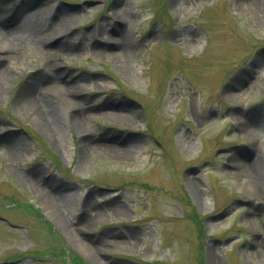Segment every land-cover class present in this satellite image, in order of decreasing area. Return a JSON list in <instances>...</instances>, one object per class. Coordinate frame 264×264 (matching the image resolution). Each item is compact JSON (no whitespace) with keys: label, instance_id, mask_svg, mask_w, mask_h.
<instances>
[{"label":"rangeland","instance_id":"374dc122","mask_svg":"<svg viewBox=\"0 0 264 264\" xmlns=\"http://www.w3.org/2000/svg\"><path fill=\"white\" fill-rule=\"evenodd\" d=\"M256 1L0 0L48 34L0 67V264H202L201 244L203 264H264V186L238 165L264 161ZM45 72L55 123L21 97Z\"/></svg>","mask_w":264,"mask_h":264},{"label":"bare ground","instance_id":"6f19581e","mask_svg":"<svg viewBox=\"0 0 264 264\" xmlns=\"http://www.w3.org/2000/svg\"><path fill=\"white\" fill-rule=\"evenodd\" d=\"M246 3L253 11H261L259 4L256 0H245ZM32 5L29 3H20V5L14 4L13 7L3 8L0 7V41L4 44V47L0 50V67L3 69L6 65L7 61H11V51L14 50L16 43L20 42L24 37L37 39V41L45 42L48 34L34 33L32 31L33 24L31 23V18H33L37 12H31L30 8ZM13 11V12H12ZM70 16L63 15L61 12H57L52 20V30L58 33V35H66L63 32H67L65 29L70 24ZM121 38V37H120ZM114 45H118L120 40H115ZM63 43V42H62ZM61 44V43H60ZM108 46V45H107ZM256 63H259L257 61ZM2 65V66H1ZM46 73V77L41 78L42 82L40 84H31L24 88L23 96H21L22 102L24 104H28L32 106V108L36 109L37 119H41L42 121L55 123V121L59 122L61 116V112L59 107L50 104L47 101V98L43 96L40 92L41 85L45 82V79H48L51 83L49 87L52 85H58L61 82L60 78L58 81L57 76L52 73ZM40 96H43L40 99ZM45 98V99H43ZM70 104L74 103L70 101ZM250 123L249 121H244L240 125V130L246 131L250 128L251 133L254 134L256 132V128H260L261 124ZM254 157V156H253ZM238 165L241 166L242 171L240 175L243 177H247L249 180V185L252 192L257 191L258 188L264 186V161L261 160L260 157H256L253 159V162L250 163L247 158L240 159L238 161ZM239 168V167H238ZM29 179V178H28ZM30 181H34V179L30 178ZM65 188V186H64ZM57 190V194L59 196H63L62 189ZM254 193V195H256ZM57 198L56 196H48V198L54 203V205H59L62 198ZM52 204V203H51ZM53 206V205H52Z\"/></svg>","mask_w":264,"mask_h":264},{"label":"trees","instance_id":"16d2710c","mask_svg":"<svg viewBox=\"0 0 264 264\" xmlns=\"http://www.w3.org/2000/svg\"><path fill=\"white\" fill-rule=\"evenodd\" d=\"M28 206H33L32 204H28ZM201 235L203 236V234L201 233ZM203 252H204V245L203 244H201L200 245V249H199V254H200V257H201V260H202V264H203V262H204V258H203ZM73 262H74V264H84L83 263V261L81 260V259H74L73 258Z\"/></svg>","mask_w":264,"mask_h":264}]
</instances>
